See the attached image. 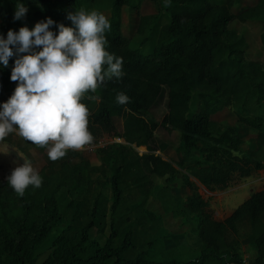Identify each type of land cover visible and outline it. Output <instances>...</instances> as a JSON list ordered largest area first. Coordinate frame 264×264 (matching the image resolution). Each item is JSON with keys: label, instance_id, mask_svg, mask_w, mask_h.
Instances as JSON below:
<instances>
[{"label": "trees", "instance_id": "obj_1", "mask_svg": "<svg viewBox=\"0 0 264 264\" xmlns=\"http://www.w3.org/2000/svg\"><path fill=\"white\" fill-rule=\"evenodd\" d=\"M8 1L9 10L0 22V34L5 37L9 29L30 28V19L51 17L57 23L71 26V21L66 19L69 12L90 11L99 0H22L28 10L35 7L37 10L28 11L20 21L13 20L16 0ZM143 1L114 0L109 20L111 30L105 34L107 51L123 58L124 75L106 81L81 101L89 109L92 142L105 135L124 141L118 145L115 160L112 162L108 157L107 149L102 150V167L96 170L81 152L70 149L63 158L34 167L42 177V184L39 188L29 186L23 196L16 194L6 179H0V222L9 230L21 215L31 214L46 199V184L54 176L86 182L96 172L102 176L100 183L105 187L111 174V211L115 216L126 190L133 188L148 198L154 190L155 178L169 185L178 179L181 171H187L189 175L184 176L183 183L193 195L185 211L194 222L201 243L196 259L155 262L128 258L126 255L134 248L132 237L128 235L115 247L119 232L114 226L104 247L91 248V229L95 226L94 218L100 214L95 206L91 220L81 224L80 239L71 242L66 235L61 236L43 264H243L229 239L230 235L238 234L241 224L250 226L249 244L257 255L252 264H264V190L252 195L226 220L216 221L190 180L195 178L209 190H225L236 176L249 178L264 171V116L247 108L253 101L258 106L264 103V64L246 60L247 40L231 30L234 22L264 20V0L239 9L241 0H225L222 5L209 0H161L170 22L160 28L157 44L148 56L133 51L130 38L123 32V14L127 8L139 14L140 36L161 19L163 9L143 16L140 13ZM261 41L264 46V33ZM13 61L14 58L9 60L7 68L0 66V103L6 102L16 87V82L10 81ZM121 92L130 98L123 105L116 101ZM166 92L167 113L160 122L154 121L150 114ZM196 93L199 107L190 116ZM229 107L237 109L238 123L256 135L254 147L247 151L242 150L245 140L239 130L224 127L213 119ZM118 119L123 122L122 131L115 124ZM159 129L180 134L178 159L165 160L157 155L152 143ZM140 148H146L147 153L140 154ZM46 238L47 234L37 236L31 251L19 249L11 253L12 264H37L39 257L34 253Z\"/></svg>", "mask_w": 264, "mask_h": 264}, {"label": "rangeland", "instance_id": "obj_2", "mask_svg": "<svg viewBox=\"0 0 264 264\" xmlns=\"http://www.w3.org/2000/svg\"><path fill=\"white\" fill-rule=\"evenodd\" d=\"M54 1V0H52ZM214 5H222L225 0H209ZM0 22L5 18L10 4L8 0H0ZM114 0H99L90 11L103 13L111 18ZM258 0H241L238 7L256 5ZM163 13L156 26L147 29L144 36L138 35L139 14L130 8L124 11L123 32L130 38V47L140 54L149 55L157 44L158 32L161 27L169 24L170 18L165 14V5L161 0H144L140 13L144 15ZM236 9L235 11H237ZM15 10V8H14ZM37 7L30 8L35 12ZM39 19H30V28ZM231 30L245 37L249 45L246 54L247 61H257L264 64V46L261 37L264 33V20H255L247 23L234 22ZM167 92L162 96L158 106L151 112L150 119L160 122L167 113ZM199 107L198 94H194L191 105L193 116ZM248 109L253 114L264 116V103L260 106L251 102ZM213 119L224 127H235L245 140L242 150L247 151L255 145V133L238 123L237 109L226 108ZM117 127L123 130V122L117 120ZM181 136L178 133L169 134L159 129L152 146L157 149V155L165 160L179 158L177 150L181 145ZM123 140L114 139L107 135L91 142L84 148L77 150L82 157L90 162L91 167L98 170L102 167L101 151L107 149V155L113 162L118 152V145ZM140 154L147 153L145 148L138 150ZM27 160L33 167L42 166L49 162L47 149L36 146L15 132L0 141V179L5 180L13 168ZM57 168V167H56ZM82 169V168H78ZM95 172V171H94ZM189 175L181 171L178 179L169 185L163 180L155 178V187L150 197L144 198L135 189L126 190L123 203L117 214L112 216L113 193L111 189L112 175H108L106 186L102 187V176L93 173L89 181L81 182L72 178L65 179L59 176L51 177L46 184V196L31 214H23L11 229H4L0 222V264H12L10 254L19 249L31 251L33 241L37 236L47 238L43 241L35 256L39 257L37 264H43L53 252L52 246L61 236L66 235L71 242L80 239L81 224L91 220L93 210L97 206L100 214L94 218L95 226L91 229V248L104 247L113 234L112 227L118 229L115 247L119 246L128 235L132 237L134 248L126 255L128 258H143L148 261L163 262L168 259H177L189 262L200 255L201 243L194 222L186 213V205L193 193L184 185L183 178ZM197 192L206 201L213 218L224 221L252 195L264 190V171L254 173L249 178L236 176L231 186L225 190H209L198 180L190 177ZM7 228V227H5ZM71 235V236H69ZM230 241L237 249L243 264H252L256 259V251L249 244L250 226L241 224L237 235H230ZM94 249V250H95Z\"/></svg>", "mask_w": 264, "mask_h": 264}, {"label": "clouds", "instance_id": "obj_3", "mask_svg": "<svg viewBox=\"0 0 264 264\" xmlns=\"http://www.w3.org/2000/svg\"><path fill=\"white\" fill-rule=\"evenodd\" d=\"M27 12L22 0H16L13 20H23ZM66 19L71 26L46 17L31 28L9 29L6 37L0 34V66L7 68L14 58L10 81L16 82L8 100L0 103V141L15 132L46 148L51 161L92 142L89 109L82 98L124 75L123 58L107 51L105 34L111 23L103 13L79 10ZM129 99L123 92L116 96L121 105ZM6 180L19 196L29 186L42 184V177L24 159Z\"/></svg>", "mask_w": 264, "mask_h": 264}, {"label": "crops", "instance_id": "obj_4", "mask_svg": "<svg viewBox=\"0 0 264 264\" xmlns=\"http://www.w3.org/2000/svg\"><path fill=\"white\" fill-rule=\"evenodd\" d=\"M6 17V16H5ZM5 19V18H4ZM1 21H3V19L1 20ZM84 148V147H83ZM146 149V148H145ZM147 150V149H146Z\"/></svg>", "mask_w": 264, "mask_h": 264}]
</instances>
